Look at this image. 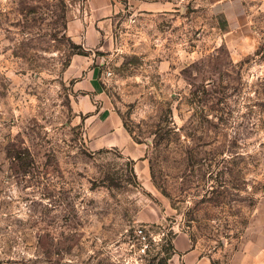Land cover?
Here are the masks:
<instances>
[{
  "label": "rangeland",
  "instance_id": "obj_1",
  "mask_svg": "<svg viewBox=\"0 0 264 264\" xmlns=\"http://www.w3.org/2000/svg\"><path fill=\"white\" fill-rule=\"evenodd\" d=\"M178 232L264 264V0H0V264H175Z\"/></svg>",
  "mask_w": 264,
  "mask_h": 264
},
{
  "label": "crops",
  "instance_id": "obj_2",
  "mask_svg": "<svg viewBox=\"0 0 264 264\" xmlns=\"http://www.w3.org/2000/svg\"><path fill=\"white\" fill-rule=\"evenodd\" d=\"M218 3H223L226 0H216ZM82 27L85 25L83 23ZM77 23L71 24L69 28V34L73 39H83L87 46H92L98 43L97 34L92 30L90 26H85L84 37H81L80 32L75 31ZM85 90L88 94V98H84L86 106H89V111H94L96 103L91 100V95L97 97L100 95L101 81L99 72L96 69H92L87 76L80 81V88ZM83 107H79V110L83 111ZM98 111L97 114H100ZM171 261L175 264H213L211 260L202 255L201 252L193 245L191 238L185 232H178L173 239V253L171 255Z\"/></svg>",
  "mask_w": 264,
  "mask_h": 264
},
{
  "label": "built area",
  "instance_id": "obj_3",
  "mask_svg": "<svg viewBox=\"0 0 264 264\" xmlns=\"http://www.w3.org/2000/svg\"><path fill=\"white\" fill-rule=\"evenodd\" d=\"M133 236V246L136 248L135 253L140 258H144L149 254L152 245L155 242H161L163 245L166 244L167 246L169 245L168 239L165 238V233H162L161 236L157 235L155 237L145 225H139L136 227Z\"/></svg>",
  "mask_w": 264,
  "mask_h": 264
}]
</instances>
